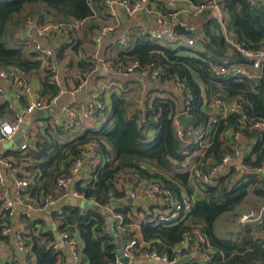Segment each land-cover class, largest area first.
<instances>
[{"label":"trees","instance_id":"trees-1","mask_svg":"<svg viewBox=\"0 0 264 264\" xmlns=\"http://www.w3.org/2000/svg\"><path fill=\"white\" fill-rule=\"evenodd\" d=\"M104 9V0H0V67L16 68L27 75L39 69L40 63L32 59L29 50L15 45L14 41L16 33L28 18L45 20L50 17L65 25L86 20L82 30L85 39L89 40L99 28L95 15H103ZM223 9L229 17L228 34L236 43L246 49L264 46L262 7L249 0H224ZM203 27V38L199 41L201 49L174 48L153 40L135 39L130 45L126 43L111 63L113 67H118L138 62L141 66L138 73L149 67L158 69L160 84L179 81L184 90L182 97L153 89L149 92L150 99L142 105L125 92H116L112 94L109 110L102 117H96L98 121L102 120L98 128H86L72 140H54L51 138L55 135L49 134L52 127L47 125V132L38 136L35 149L28 150L27 157L34 162L30 169H35L38 175L30 192H34L40 184L39 194L42 191L45 195H56L59 178L69 172L72 163L82 156L89 145L95 146L100 162L92 167L87 180L76 181V188L86 200H93L98 208L66 206L64 214L58 216L61 232L71 230L78 233V250L89 264H117L116 240L107 229V218L102 209L125 200L126 186L132 180L161 182L177 198L182 197L183 189H188L192 172L184 164L200 144L179 139L174 121L180 112L193 119L190 126L198 136V131L203 129L201 140H204L205 132L210 131V146L200 168L203 172H209L226 155L234 154V147L241 148V144L235 141L236 133L243 134L247 142L248 149L242 151V165L254 171L264 167V133L252 130L250 123L255 119L264 120V67L261 77L252 80L214 78L213 66L248 61L231 48L216 19L206 20ZM76 33L73 31L71 37ZM230 49L233 51L231 54ZM85 69L94 71L95 63H86ZM48 82L45 86L51 91L50 95L56 94L57 88ZM157 93H165L167 97H160ZM215 96L240 98L243 112L229 115L215 125L210 124L207 106ZM179 100L183 101L181 109L177 105ZM11 113L9 107L0 102V120H10ZM209 158L213 164L207 163ZM261 184L252 175L238 177L235 167H230L225 175L216 180L215 186L205 185V197L196 200L191 211L181 220L162 226L142 224L141 239L130 230L127 217L130 207L117 208L114 212L124 217L127 226L125 239L138 242L134 250V256L138 258L153 251L172 257L186 234L199 227L212 251L207 261H198L197 264H264V239L256 236L255 227L242 229L238 233L240 238L236 240L221 238L216 229L220 217L233 213L251 193L264 196ZM233 217L236 219L238 215ZM9 223L0 201V242L8 240L1 232ZM45 236L38 235L30 242L26 241L27 246L32 245L26 256L27 264H56L65 255L63 251L55 253L48 249L49 241H43ZM141 242L148 245L141 247ZM0 264L17 263L4 262L0 258Z\"/></svg>","mask_w":264,"mask_h":264},{"label":"built area","instance_id":"built-area-1","mask_svg":"<svg viewBox=\"0 0 264 264\" xmlns=\"http://www.w3.org/2000/svg\"><path fill=\"white\" fill-rule=\"evenodd\" d=\"M249 1L264 9V0ZM223 2L224 0H104V7L109 20L102 23L92 35V44L95 47V51L90 57L91 61L99 65L105 63L101 57L100 49L117 33L121 25L122 14L132 22L137 19H141V21L153 19L155 21L158 27L155 31H150L140 26L139 36L141 39L153 40L163 46L171 45L174 48H189L197 45V38L193 35L175 34L174 28L180 26L189 32H195L198 28L194 24L183 20L181 13H189L193 17H201L207 11H211L214 19L222 27L231 48L241 53L255 71V73H252L240 64L215 65L212 67L213 77L217 79L234 77L249 80L257 78L264 67V46L256 49H246L231 38L227 31V15L223 9ZM85 23L86 20H83L72 25H65L53 21L50 17H46L45 20H41L38 17H30L26 20L20 32L33 47L34 54L38 58L47 61L49 82L57 88L58 92L54 95L44 96L15 68L0 67V100L3 101L5 95L12 91L17 97H24L28 101L23 113H15L12 120L0 121V147L10 142L18 133L25 115H34L37 111H48L50 115L59 106L64 95H69L71 100L58 114L53 117L49 116L48 123L53 129L78 131L84 127L86 122L94 120L98 116L102 117L109 110L107 97L114 84L109 83L104 87L88 92L89 76H86L81 79V82L76 87L68 89L65 84L66 69L55 58V51L41 42L43 39L55 40L61 36L63 42L68 44L71 42V33L73 31H82ZM118 43L125 45L127 38L120 36ZM108 66H106L108 71L114 70L113 67ZM120 68L121 72L119 71ZM140 68L141 66L138 62L128 65L120 64L115 67L118 72L125 75L136 73ZM151 68L143 69L140 74L149 77L154 82L159 81L160 70ZM168 84H172L175 87L176 93L181 95L184 93L179 81H172ZM87 93L89 94L87 100L85 102L81 101L80 98L87 95ZM207 109L209 123L215 125L229 115L241 114L243 105L239 99L215 96L209 100ZM101 121H99L100 126L102 125ZM250 123L252 130L264 133L263 119H255L250 121ZM174 125L180 140L187 142L193 137L194 130L192 128L185 129L179 118H176ZM199 136L200 138L204 137L202 130L199 132ZM240 136L241 133H236L235 135L236 138ZM29 148L30 144L23 141L19 147V159H26V153ZM240 153V150L235 148L234 154L226 155L221 163L215 165L207 173L199 169L192 170L193 179L200 185H213L219 177L226 174L230 167H235L239 176L243 175L245 167L243 165H233V161L240 158ZM98 163V152L94 145H89L82 156L72 163L69 172L64 173L59 178L58 188L63 192V196L82 198L83 195L76 188V181L80 177L83 180H87L92 172V167ZM36 177L29 175L23 178L20 177L17 172L15 159H7L0 156V201L2 203V211L10 222L4 225L1 235L8 240L13 239L19 251L23 253L28 249L26 229L23 225L11 224V220L17 215L27 220H33L37 215H43L61 202V198L54 194L44 195L40 203H36L31 199L30 188L32 183L36 181ZM8 178L12 179L13 185L11 188L8 186ZM129 185H131L128 192L130 197L156 201L162 207V211L166 215L161 214L156 218L155 224L157 226L175 221L174 217L177 218L176 220H181L192 209L193 202L190 198H177L161 182L134 179ZM63 214L64 208L60 205L57 215L61 217ZM254 216V214L244 215L241 222H250L252 221L251 219H254ZM115 219L118 229L124 233L127 232L124 217L116 214ZM79 244L78 233L66 230L61 232L59 242H50L47 248L55 253L65 250L73 264H82V256L78 250ZM137 244L138 242L133 240L125 246L123 256L133 259L132 252L137 247ZM211 251L212 249L206 235L197 227L191 233L186 234L181 244L175 248L172 257L166 254L162 255L156 251L147 254V257L156 263L176 264L184 255L194 252L198 253L201 261H207ZM5 254V250L0 251V256ZM117 264H121L118 255Z\"/></svg>","mask_w":264,"mask_h":264},{"label":"crops","instance_id":"crops-1","mask_svg":"<svg viewBox=\"0 0 264 264\" xmlns=\"http://www.w3.org/2000/svg\"><path fill=\"white\" fill-rule=\"evenodd\" d=\"M102 14L103 15H99V14L95 15V18L99 23V26L102 23L109 20L106 15L105 9ZM121 17H122V21H121V25L117 33H115L100 49L101 57L104 59L105 63L100 64V65L95 63L96 69L92 72H90L89 70H86L85 67H86V63H94L91 61L90 57L92 53L95 51V47L92 44L91 36L89 40L85 39L83 30L80 32H77L76 35H73L71 37V42L68 44L63 42L61 36L57 37L55 40H48V39L41 40L42 44H44L46 47L52 48L55 51V58L66 69L65 84L67 88L72 89L76 87L81 82V79L86 76H89L88 92L94 89H98L100 87H104L109 83H113L114 85L112 87V90H110L109 95L107 97V102L109 106L111 105L112 94L116 92L119 93L120 91L125 92L128 97L135 98L136 102L142 105L143 103H145V101L150 99L149 92L153 89H159L160 91H164L166 93H172L176 97H182L181 94L176 93L175 87L172 84H168V83L160 84V81L154 82L149 77L142 76L138 72L125 75V74L118 72L115 69V67H113L111 63L113 62V60L116 59L119 52L122 51L125 47V45H120L118 43V38L120 36H125L127 38V44L130 45L133 41H135V39H141L139 36L140 26L150 31H155L158 29L153 19H147L143 21H141V19L140 20L137 19L136 21L132 22V21H129L125 17L124 14H122ZM181 18L183 20H186L194 24L198 28L197 31H199V33L193 35L197 38V45L194 48L201 49L199 46V41L203 38V29H204L203 24L208 19L209 20L214 19L213 13L211 11H207L201 17H193L189 13H181ZM228 23H229V17L227 15V24ZM22 28L15 35V39H14L15 45L26 47L30 52V56L32 55L31 56L32 59L40 63V67L36 72L31 73L29 75L23 73L19 69H16V68L15 69L20 74H22L24 77H26L31 82V84L36 88L37 91L42 93L44 96H48L50 95L51 91L45 86L46 85L45 83L49 81L48 73H47V61L45 59L38 58L34 54L33 47L28 43L27 39L20 32ZM120 47H123V48H120ZM113 50L114 51L118 50L115 55L112 52ZM70 52L73 55H70ZM229 52H230L229 54L233 53L231 49ZM235 64H240L246 69H248L249 71H251L252 73H255L254 69L252 68L249 62L235 63ZM106 66L108 67L111 66L114 68V70L108 71ZM261 75H262V72L260 76H257V78H260ZM134 86H137V87H134ZM134 90L136 91V93L134 92ZM88 95L89 94L87 93V95H84L83 97H81L80 100L85 102L88 98ZM158 95L160 97H167L165 93L164 94L159 93ZM222 97L226 98L225 96H222ZM234 99L240 100V98H234ZM70 100L71 98L69 95H64L61 98L59 106L55 109V111L51 112L49 116L53 117L54 115L58 114ZM0 102L6 104L9 107L10 111L12 112L10 115V120L14 118L15 113H23L28 104V101L24 97H17L14 93H12V91H9L3 98V101L0 100ZM177 105H178V109H181L183 107V101L179 100V102H177ZM180 114L181 112L179 113V115ZM48 118H42V119L35 121L31 125L28 133L25 135L24 142L30 144V149H35V144L37 143V139L39 135L46 134L47 132L46 126L49 125ZM2 120H6V119H2ZM190 125L191 123L189 124L188 128H192ZM91 127L98 128L99 121L97 119L88 121L85 123L84 127L80 129L79 131H64L61 129L56 130V129L51 128L52 130L50 132L52 133V135L58 134L59 139L72 140L74 139V137L76 136L78 132L83 131L86 128H91ZM201 130L198 131V134ZM209 132L210 131L208 130L207 132H205L206 135H205L204 140H201V138L197 135V133H194L193 137L190 138L186 142V143H199L200 144V147L186 159L185 164H184L186 169H189L190 171L194 169H199V170L202 169L201 167L203 166L202 164L204 161L203 160L204 155L206 154V151L210 146L211 138H210ZM232 132L233 131H230V133ZM235 141L241 144V148L239 149L241 153H240V158L235 159L233 161V165H242V160L240 159H242V155H243L242 151L248 149L247 142L243 134H241L239 138H235ZM10 145H12L11 148H10ZM235 148L236 147H234V149ZM18 151H19V147H17L16 143L12 142L11 140L10 142L0 147V156L7 158V159H15L16 166H17V172L20 177L22 178L27 177L28 175L32 177L38 176L35 169L33 168L30 169L31 166L33 167V164H34L31 158L26 156V159H19V154H17ZM28 152L26 153V155L28 154ZM99 162H100V158H99ZM207 163L213 164V160L209 158ZM245 174L257 177V179L262 182L261 186L263 185V189H264V167L256 171L245 168L243 175ZM241 176L238 175V177H241ZM77 180L79 181L83 179L80 177ZM12 185H13L12 179L8 178L9 188H11ZM215 185L216 183L213 184L212 186H215ZM37 186L39 187L40 184ZM38 187H36V190L34 192L31 191V197H30L36 203H40L45 195L42 191H40V194H39V192L37 191L39 189ZM126 188H127V198L125 200L127 201V206L130 207V211L127 214V217L131 225L130 230L134 231V233L136 234L135 235L136 238L141 239V225L144 223H155L156 218L159 215L165 214V213H163L162 207H160V205L156 201L143 200L140 198L138 199V198L130 197L128 195V192L131 188V185L128 184ZM55 193L57 197L61 198V202L57 206L53 207L50 211H47L43 215H37L33 220H27L21 217L20 215H17L15 218L11 220V224L23 225L25 227L26 241L28 240V242H30L31 240H33L34 237H37L38 235H46L43 238V241L48 240L49 243L52 241L59 242L60 234L62 230H61V219L57 215V210L60 208V205L63 208H65L66 206L81 207L83 209L94 208V207L98 208V205L93 200H86L84 197H82V198H76L79 201L76 203H73L69 201V197L63 196V192L61 190L56 189ZM181 195L182 197L190 198L192 202L194 203L196 200L205 197L206 195L205 185L197 184L195 180L193 179V176L191 175L190 185L187 190L183 189ZM102 212L105 214L107 218V229L110 233L114 235L116 244L122 243L124 247L127 246L131 241L128 242L125 239L126 232L124 233L118 229L116 225V219H115L116 214L114 210L110 206V207L103 208ZM234 214L238 215L236 219L233 217ZM248 214H254L255 215L254 219H251L252 221L250 222L242 223L241 222L242 217ZM174 218H175V221H179V220H176L177 219L176 217ZM239 224H242V226L240 227ZM245 227H255L254 230H255L256 236L258 238L264 239V196H261L254 192L251 193L247 201L242 206L237 208L233 213L220 217L219 222L217 223L216 229H217L218 235L221 238L228 239V240H236L240 238L238 233ZM114 233H117V236L119 237V239L116 238ZM145 245H148V244L144 242H141L140 244L141 247ZM31 247L32 245L28 246L27 251L23 253L19 251L13 239H10L7 241H1L0 251L5 250L6 254L0 256V258L4 262H8V263L14 262L17 264H27L26 256L29 253ZM134 250L135 249H133L132 255H133V259L134 258L138 259L137 263L152 261L150 258L147 257V254L143 255L141 258L134 256ZM63 252L65 253V255L63 257H60L56 264H73L69 254L65 252V250ZM185 257H191L190 262H187L185 264H197L198 261H201L198 253L196 252L191 253V254H186L180 260H182ZM82 264H89V263L82 257Z\"/></svg>","mask_w":264,"mask_h":264},{"label":"water","instance_id":"water-1","mask_svg":"<svg viewBox=\"0 0 264 264\" xmlns=\"http://www.w3.org/2000/svg\"><path fill=\"white\" fill-rule=\"evenodd\" d=\"M174 33L175 34H183L185 36H192L194 34H198L199 31L189 32L180 26H176L174 28ZM48 117H49L48 111H37L36 114H34V115H26L24 117V121L20 127V130L13 137L12 142H15L17 147H20L22 145L24 138H25V135L28 133L31 125L39 119L48 118ZM178 118L182 122V125L185 129H187L189 124L192 123V121H193V119L191 117H189L186 113H181ZM239 226L241 227L242 224H239ZM123 254H124V245L122 243H118L117 244V255L120 258V263L121 264H133L132 263L133 260L128 258V257H124ZM190 258L191 257H185L182 260L178 261L176 264H185L187 262H190Z\"/></svg>","mask_w":264,"mask_h":264},{"label":"rangeland","instance_id":"rangeland-1","mask_svg":"<svg viewBox=\"0 0 264 264\" xmlns=\"http://www.w3.org/2000/svg\"><path fill=\"white\" fill-rule=\"evenodd\" d=\"M120 48H123V47H120ZM117 51H118V50H115V51L113 50L112 52H113V54L115 55V54L117 53ZM70 55H73V54L70 52ZM134 87H137V86H134ZM136 89H137V88H136ZM134 92L136 93L135 90H134ZM135 93H134V94H135ZM49 134H52V133L49 132ZM53 135H54V134H53ZM57 136H58V134H57V135L55 134V137H53V138H51V139H54V140H55V139H58ZM70 136H71V135H70ZM60 140H62V139H60ZM11 147H12V145H10V148H11ZM5 148H6V147H5ZM69 201H70V202H73V203H76V202H78L79 200L76 199V198H74V197H72V196H70V197H69ZM126 206H127V201L124 200V201H121V202L119 201V202H117V203H114V204L111 206V208L114 210V209H117V208H123V207H126ZM91 207H92V206H91ZM94 208H96V207H94ZM114 234H115L116 238L119 239V237L117 236V233H114ZM137 261H138V259L134 258L133 261H132V263H133V264H136Z\"/></svg>","mask_w":264,"mask_h":264}]
</instances>
